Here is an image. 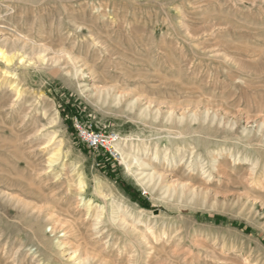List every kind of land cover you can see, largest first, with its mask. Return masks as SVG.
<instances>
[{
	"label": "rangeland",
	"instance_id": "374dc122",
	"mask_svg": "<svg viewBox=\"0 0 264 264\" xmlns=\"http://www.w3.org/2000/svg\"><path fill=\"white\" fill-rule=\"evenodd\" d=\"M0 264H264V0H0Z\"/></svg>",
	"mask_w": 264,
	"mask_h": 264
},
{
	"label": "built area",
	"instance_id": "2783aa9c",
	"mask_svg": "<svg viewBox=\"0 0 264 264\" xmlns=\"http://www.w3.org/2000/svg\"><path fill=\"white\" fill-rule=\"evenodd\" d=\"M78 137L87 148L91 150H104L112 153V147L116 141L114 134H106L94 131L91 127L77 126Z\"/></svg>",
	"mask_w": 264,
	"mask_h": 264
},
{
	"label": "bare ground",
	"instance_id": "6f19581e",
	"mask_svg": "<svg viewBox=\"0 0 264 264\" xmlns=\"http://www.w3.org/2000/svg\"><path fill=\"white\" fill-rule=\"evenodd\" d=\"M8 61V59H6Z\"/></svg>",
	"mask_w": 264,
	"mask_h": 264
}]
</instances>
